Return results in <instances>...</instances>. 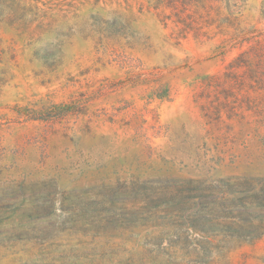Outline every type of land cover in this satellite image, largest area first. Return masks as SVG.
Instances as JSON below:
<instances>
[{
    "label": "rangeland",
    "instance_id": "obj_1",
    "mask_svg": "<svg viewBox=\"0 0 264 264\" xmlns=\"http://www.w3.org/2000/svg\"><path fill=\"white\" fill-rule=\"evenodd\" d=\"M0 264H264V0H0Z\"/></svg>",
    "mask_w": 264,
    "mask_h": 264
},
{
    "label": "trees",
    "instance_id": "obj_2",
    "mask_svg": "<svg viewBox=\"0 0 264 264\" xmlns=\"http://www.w3.org/2000/svg\"><path fill=\"white\" fill-rule=\"evenodd\" d=\"M108 89L105 83L101 82L94 89L90 91L91 96L83 97V98H72L68 102H62L58 104H52L49 107H41L38 110L31 108L27 105L18 106L16 108L17 112L21 115H25L31 119L41 118V119H51V118H59L63 115H66L71 112L79 111L85 104L93 99V97H97L101 95L104 91Z\"/></svg>",
    "mask_w": 264,
    "mask_h": 264
}]
</instances>
